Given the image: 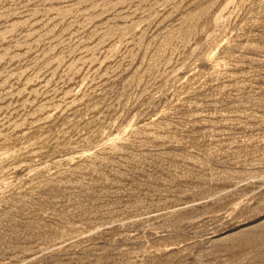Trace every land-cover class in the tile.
Returning <instances> with one entry per match:
<instances>
[{
    "label": "rangeland",
    "instance_id": "374dc122",
    "mask_svg": "<svg viewBox=\"0 0 264 264\" xmlns=\"http://www.w3.org/2000/svg\"><path fill=\"white\" fill-rule=\"evenodd\" d=\"M0 264H264V0H0Z\"/></svg>",
    "mask_w": 264,
    "mask_h": 264
}]
</instances>
